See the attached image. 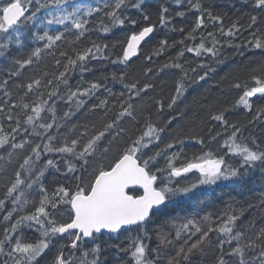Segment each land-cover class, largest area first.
Here are the masks:
<instances>
[{"label":"snow or ice","instance_id":"1","mask_svg":"<svg viewBox=\"0 0 264 264\" xmlns=\"http://www.w3.org/2000/svg\"><path fill=\"white\" fill-rule=\"evenodd\" d=\"M176 2L180 4V0ZM129 3L130 0H103L102 5L92 6L76 0H0V58L10 61L0 68V72L7 73V78L0 81V93L6 98L0 99V113L5 114L9 122L7 130L0 127V174L5 178L3 197L0 198V213H4L0 220V264H42L60 240L66 243L60 245L51 264H101V242L106 235L111 238V234H117L118 238L122 232L136 233L129 236L126 246H116L128 256L126 264H159V249L151 250L155 253L152 256L144 242L149 223L170 214L177 205L193 200L202 187L241 179L246 174L242 170L259 167L264 171V149L255 139L251 143L245 140L241 127L228 123L227 107L210 116L218 122V128L208 130L207 143H219L222 151L206 149L205 138L193 136L190 139L199 144L201 150L189 154L185 151L184 139L177 136L162 149L149 152L146 150L150 145L158 146L162 134L172 124L169 119L162 127L158 119H153L164 109L161 101L157 100L155 107L141 103L153 88L152 84L130 82L127 73L120 71L113 72L111 78L122 84L126 91L117 95L108 90L114 98L111 103L105 98L88 107L86 98L93 97L101 88L97 82H91L83 89L69 87L66 95H61L60 86L69 84V73L77 69L87 71L90 60H110L114 65L128 67L134 62L133 57H139L142 42L154 32L153 25L133 31L115 59L111 58L108 44L92 41L88 47L59 51L58 55L63 59H55L52 79H46L48 72L30 78L26 83L12 79L22 76L23 70L40 61L42 53L55 56V50L60 47L58 42L66 39L65 32L75 30L74 38L68 43L69 47L78 45L89 31L86 25L90 21L86 17L103 12L98 25L103 33H109L111 27L124 26L126 21L135 28L137 21L129 20L122 13ZM142 3L143 0H137L131 6L141 8ZM252 3L264 12V0H252ZM189 6L199 15L184 40H195L199 34L200 43L194 47L185 45L163 65L182 73L167 104L168 109H174L185 96L186 81L192 79L190 73L206 69L198 76L203 81L215 71L208 61H201L190 70L180 62L185 52L218 61L224 42L213 31H208L206 36L199 32L207 26L205 12L208 20L220 25L217 30L220 36L235 39L241 28L238 22H233L225 30L222 17L202 8L199 0H189ZM41 9L46 10L42 17L37 15ZM167 12L164 8L160 15L162 26L169 22L164 15ZM176 15L183 17L185 13L177 11ZM104 17L110 24H105ZM143 18L149 19L147 15ZM29 23L37 29L43 27V31L42 34L31 33L40 43L25 51L21 32ZM256 23L257 16L253 15L248 27L253 29ZM45 25H60L64 31L57 29L51 34ZM251 35L252 39L242 46L264 50V38L256 36L254 30ZM184 40L179 43L183 45ZM226 43L233 46L231 41ZM169 46L167 40H161L156 51L145 59L151 61L153 55H162ZM13 51L17 56L10 59L9 53ZM56 66L62 67L63 71ZM151 71L147 68L145 75ZM12 85L17 89L15 94L11 91ZM231 87L240 90L234 105L237 108L251 111V99L258 95L264 98V76L253 75L251 84L237 80ZM59 100L68 105L62 116L57 113ZM96 109L102 110L99 124L73 123L66 131H61L84 110ZM109 113H112L111 117ZM262 117L264 109L259 110L254 119ZM9 168L13 169L11 175H8ZM50 169H55L65 180L51 191L44 183ZM86 173L89 174L87 179ZM190 175L195 179H189ZM243 212L244 209H240V215ZM239 219L232 210L215 220L206 214L201 219L183 221L179 227L174 225L175 240H183V243L175 255L169 257L167 264H181V261H189L193 253L203 252L212 244L210 234L213 232L219 233L217 247L220 253L216 264H264V226L258 230L253 226L251 231L238 229L236 222ZM173 243L164 237L161 247ZM89 244L92 247L88 248ZM65 248L72 251L66 254Z\"/></svg>","mask_w":264,"mask_h":264},{"label":"trees","instance_id":"2","mask_svg":"<svg viewBox=\"0 0 264 264\" xmlns=\"http://www.w3.org/2000/svg\"><path fill=\"white\" fill-rule=\"evenodd\" d=\"M76 2L96 6L97 4L102 5L103 0H76ZM136 2L137 0H130L129 5L122 9L124 16H127L129 20L135 19L137 21L135 28L130 22L126 21L124 26L111 27L109 33H103L98 27L99 17L103 16V12L86 17L90 21L86 25L89 31L85 33V37L82 38L78 45L69 47L68 43L74 38L73 32L75 30L65 32L66 39L58 42L60 47L55 50V56L42 53L40 61L23 70L24 74L22 76L12 79L26 83L30 78L40 76L44 72L49 73L46 79H52L51 73L54 71L55 59H63L59 57V51L71 52L76 47H88L91 46L92 41L99 44H108L109 51L112 53L111 58L115 59L126 43L127 37L133 31H139L144 26L153 25L155 30L152 36L141 47L139 57L135 58L134 62H131L128 67L114 65L110 60H90L87 64V71L81 72L77 69L69 73V84L60 86L61 95H66L69 87L72 90L77 87L83 89L89 87L91 82H97L101 85V88L93 97L86 98L88 99V107L91 108L93 104H99L100 100L105 98L111 103L114 98L109 95L108 90L117 95L122 91H126L122 84L112 80V73L124 71L127 73V78L130 82L139 81L141 85L144 83L153 85V88L149 89L148 94L141 101L143 105H152L153 107L156 106L157 100L164 104L163 111L154 115L153 119H158L162 127L167 120L172 119V124L162 134V140L159 145H150L146 151L152 152L158 148L162 149L170 139L177 136L184 139L185 151L189 154L201 150V146L190 139L193 136H203L206 141V149L210 148L213 152L222 151L219 148V143L208 144L207 140L209 128L214 130L218 128V122L211 120L210 116L225 107L229 108V111L225 113L228 123L241 127L245 140L251 143L255 139L260 148L264 149V117L259 120L254 119L257 112L264 109V98L259 97V95L253 97L251 99V111L242 107L237 108L234 105L240 90L231 87L234 81L239 80L242 84L245 82L251 84L253 75L264 76V50L242 46L247 45L248 41L252 39L251 33L253 30L256 36L264 38V12L256 9L252 0H199L202 8L209 9L213 15L222 17L225 30L231 27L233 22H238L241 26L240 32L236 33L235 39L220 36L217 31L220 25H214L213 21L208 20L207 12H205L207 26L200 29L199 32H203L206 36L208 31H213L217 38L224 42V47L218 58L219 62L208 56L196 57L192 53L185 52V55L180 60L185 68L190 70L201 61H208L215 71L210 72L203 81H200L198 76L202 75L206 69H198L195 74L190 73L192 79L186 81L187 90L185 96L174 109H168L167 104L174 94L175 84L182 73L179 69L164 68L163 65L169 63V58H174L177 52L185 45L194 47L200 43L199 34L196 35L195 40H184L185 35L195 26L199 13L190 9L189 0H180L179 5H177L176 0H143L141 8L132 7L131 4ZM34 8L35 5H33V10ZM164 8L168 9V12L164 13V15L169 18V22L162 26L160 24V15ZM45 11V9H41L37 15L42 17ZM177 11L184 12L185 15L183 17L177 16ZM144 15H147L149 19L144 20ZM253 15L257 16V23L253 29H250L248 26ZM104 22L105 24H110L107 17H104ZM44 27H47L51 34H55L57 29L64 31L60 25H45ZM181 28L184 29L183 32L180 31ZM42 31L43 27L37 29L31 23L26 28H22L21 39L25 44V51H30L31 48L36 47L40 43L34 40L31 33L40 32L42 34ZM161 40H167L170 46L166 47L162 55H153L151 61L146 60L145 57L156 51ZM181 40H184L183 45L179 43ZM227 41H231L233 46H227ZM16 56L17 53L15 51L9 53L10 59ZM9 62L2 61V58H0V68H4ZM56 67L63 71L62 67ZM147 68H151L152 71L146 76L145 71ZM5 78H7L6 71L0 72V81ZM11 91L15 94L17 91L15 85L11 86ZM41 91H43V88ZM0 99H6L3 97V93H0ZM67 108L68 105L62 100L57 101V113L59 116H62ZM96 110H84L82 114L73 117L66 128L61 131H66L67 127H70L73 123L96 122L99 124L102 110ZM111 115L112 113H109V117ZM250 121L254 122L249 123ZM8 123L5 114L0 113V127H4L7 130ZM125 126L128 127V125ZM163 163L164 161L161 160V165ZM60 166L64 167L62 162ZM12 170V168H9L8 175L12 174ZM90 171L91 169H89ZM242 171L246 172V174L241 179L201 188L198 190L199 195L193 200L177 205L170 210V214L155 218L153 222L147 225L148 236L144 242L148 245L149 253L152 256H155V253L151 250L159 249V264H167L169 257L174 256L179 245L183 243V240H175V227H179L181 222L188 219H201L207 214L215 220V218L221 217L225 212L235 210L236 214L240 216V219L236 222L238 229L251 231L253 226L257 230L259 227L264 226V171H261L259 167ZM88 175V173L85 174L86 179ZM4 181L3 174H0V198L3 197ZM64 182V178L55 169H50L46 173L44 183L49 191L57 183ZM240 209H244L243 215H240ZM3 215L4 213H0V220H2ZM216 222L219 223V221ZM0 227H2V224H0ZM130 235L135 236L136 233L122 232L118 238L117 234L112 235L111 238L106 235L101 242L103 247L101 264H126L128 256L124 252L119 251L116 246H126L129 243ZM218 236V232L211 233L212 244L206 246L203 252L197 251L193 253L190 255L189 261H181V264H216L220 253V249L217 247L219 243ZM164 237L173 240L174 243L161 247ZM194 239L195 237H193ZM64 243H66L65 240L58 241L47 253L42 264H51L60 249V245ZM87 247L90 248L92 245L89 244ZM224 248L227 249L228 245L225 244ZM64 251L67 254L72 250L65 248ZM76 255L80 256V253L77 252Z\"/></svg>","mask_w":264,"mask_h":264},{"label":"bare ground","instance_id":"3","mask_svg":"<svg viewBox=\"0 0 264 264\" xmlns=\"http://www.w3.org/2000/svg\"><path fill=\"white\" fill-rule=\"evenodd\" d=\"M153 34V33H152ZM152 34L148 37V38H146V41L152 36ZM145 41V42H146ZM145 42H142V45H141V47L145 44ZM141 49V48H140ZM135 58H137V57H133V60L135 59ZM97 111V110H96Z\"/></svg>","mask_w":264,"mask_h":264},{"label":"rangeland","instance_id":"4","mask_svg":"<svg viewBox=\"0 0 264 264\" xmlns=\"http://www.w3.org/2000/svg\"><path fill=\"white\" fill-rule=\"evenodd\" d=\"M189 179H195V176L194 175H190ZM228 182V181H227ZM220 183H223V182H220ZM225 183V182H224ZM219 184V183H218ZM205 187H210V186H205ZM204 188V187H202Z\"/></svg>","mask_w":264,"mask_h":264},{"label":"water","instance_id":"5","mask_svg":"<svg viewBox=\"0 0 264 264\" xmlns=\"http://www.w3.org/2000/svg\"><path fill=\"white\" fill-rule=\"evenodd\" d=\"M151 34H152V33H151ZM151 34H150V35H151ZM111 235H112V234H111Z\"/></svg>","mask_w":264,"mask_h":264}]
</instances>
